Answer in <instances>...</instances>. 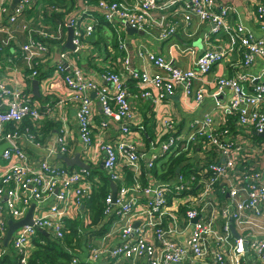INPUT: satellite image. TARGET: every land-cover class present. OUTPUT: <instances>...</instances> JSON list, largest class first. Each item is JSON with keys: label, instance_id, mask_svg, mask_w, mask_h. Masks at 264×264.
Listing matches in <instances>:
<instances>
[{"label": "built area", "instance_id": "obj_1", "mask_svg": "<svg viewBox=\"0 0 264 264\" xmlns=\"http://www.w3.org/2000/svg\"><path fill=\"white\" fill-rule=\"evenodd\" d=\"M35 0H19L7 17L5 25L0 27L4 36L0 38V51L8 46L15 39V33L19 24L21 30L28 35V40L20 46V52L11 58L13 72H19L16 62L21 60L29 71L26 78H36L39 71L35 66L44 60L49 53L47 40L59 41L62 39L63 30L73 28L72 43L74 49L60 53L61 62L54 71V76L63 74L65 92L60 95L55 105L70 106L75 110L79 135L83 145L89 146L93 143L92 128L94 114L91 108L95 94L101 106L104 120L98 123V128L103 130L107 122H116L120 126V136L114 142L100 140L97 144L103 152V168L113 182L121 184L117 189L115 202L111 201L110 194L105 198L106 212H111L115 207L116 221L118 228L113 231L124 239V242L113 247L109 254V264H118V260L127 259L134 261L138 257H145L148 264H179L181 263L187 249L190 250L195 260L207 264H226V254L233 257L235 264H264V240L259 239L254 229L264 231V222H256L259 216L261 204L264 202V141L256 144L251 150V156L256 159L255 166L245 164V154L242 148L224 138L218 140L215 136L206 135L202 140V151L208 153L213 148L216 155L211 158L209 164L200 168L195 175L184 177L178 173L177 182L188 184H176L175 196L172 203L178 209L184 208V218L191 223L188 235L184 244L172 241L166 237L162 226L163 215L168 213L166 182H161L154 194L152 187L141 185L139 160L141 154L137 144L131 137L141 135L139 129L132 128L134 112L131 102L128 100L126 80L131 79L138 83L142 89V96H149L145 91L149 86L156 88L158 98L172 95L178 86L183 87L186 95L193 92V82L206 75L211 69L224 58V51L206 50L196 60L193 68L182 69L168 64L163 56L148 52L149 60L163 73H148L143 70L132 68L126 58L123 68L119 71L103 75V85L92 77L88 76L84 69L77 63L76 54L81 49L80 31L78 30L79 19L77 17H66L59 22L54 31L31 28L22 17L24 11L34 3ZM88 3V0H79ZM254 7V19L258 23L261 36L252 35L247 28L241 24L230 26L231 6L225 5L219 0H166L158 3L157 0H98L97 7L102 11L107 21L121 20L134 28L145 29L157 17L160 9L172 7L171 17H181L183 22L188 23L192 16L211 24L213 32H229L232 29L233 40L239 43L244 49L243 65H249L255 57L264 58V3L260 0H248ZM9 0H0V17L7 11ZM87 11L83 10V13ZM86 13V12H85ZM1 21V18H0ZM94 25L86 26V33L90 34ZM173 32V25L166 24L162 32L165 37ZM35 35V38L32 37ZM51 77V79L53 78ZM50 80V79H49ZM12 86L0 81V101L6 107L0 109V144L9 143V147L2 152V160L5 162L2 169L0 166V201L6 196L4 207L7 213L19 220L25 215L31 200H45L57 189V203L50 206L47 214L32 218V224L23 225L13 234L10 245L17 254L18 264H30L31 254L28 246L32 244L33 237L38 230H45L54 238H63V227L69 218L68 211L79 206L83 199L88 197L94 183L89 179V170L80 168L77 170L54 167L40 162L37 166L30 165L26 152L17 143L20 136L19 125L28 118L37 123L43 116H56L51 103L42 106L34 101L26 93L25 85L16 80ZM247 82V77L238 73L232 77H221L216 81V90L219 92L224 88L232 90V99L228 105H221L220 110L224 114L235 115L240 126L254 132L264 131V114L260 107L264 105V79L252 83V92L244 93L242 85ZM195 100L201 101L204 97L203 89L195 91ZM157 98V99H158ZM156 99V100H157ZM53 105V106H55ZM213 120L206 117L202 123H197L186 141L179 140L177 136L168 132V137L160 144L159 152H153L147 163L152 168L160 158L168 154L177 157L183 151L189 152L191 144L197 143L196 135H203L204 128L208 127ZM8 124L15 126L14 130L7 128ZM138 127V125H137ZM26 137L39 145L36 135L25 131ZM56 149L59 153L65 154L69 151V130L61 128L56 137ZM121 162H126L130 170L138 177L132 185H125ZM169 163L163 171H167ZM198 175L199 183L197 188L195 176ZM220 183L218 191L221 195H227V204L221 207L218 218L224 222L217 224V218H199V206L206 205V200L214 192V186ZM169 184V183H168ZM191 186L194 189L191 191ZM201 186V187H200ZM216 190V189H215ZM128 191H142L150 197L145 200L133 196L125 200ZM201 207V208H202ZM0 206V210H2ZM175 208V209H176ZM172 218L179 219V214L172 211ZM250 213V215H249ZM135 217L144 220L145 227H134ZM196 219V220H195ZM235 221L241 226V234L236 238L231 232V222ZM254 227V229H253ZM6 227L0 228V239L5 235ZM0 250V256L3 255ZM98 247L91 248L89 259L94 261L100 254ZM249 259V261L247 260ZM91 261L81 262L79 258L72 257L70 264H91ZM228 264V262H227Z\"/></svg>", "mask_w": 264, "mask_h": 264}, {"label": "crops", "instance_id": "obj_2", "mask_svg": "<svg viewBox=\"0 0 264 264\" xmlns=\"http://www.w3.org/2000/svg\"><path fill=\"white\" fill-rule=\"evenodd\" d=\"M19 0H9L7 3V12L1 15L0 27L5 25L7 17L12 12L15 5ZM98 0H88V3H82L79 0H35L23 13L22 17L25 19L27 25L31 28L44 29L48 31H54L56 25L59 22H63L66 17H77L78 30L80 31L81 49L76 54L77 63L84 69L86 74L92 77L97 82L108 85L104 82L103 74L105 69L108 70H120L123 68L125 59L127 58L128 64L132 68L143 70L148 73H163L162 70L157 68L148 58V52H153L163 56L164 60L175 67L182 69L193 68L197 58L206 50L224 51V58L218 62L210 72L206 75L195 80L192 85L193 92L186 95L182 86L176 87L174 93L169 96H163L158 98V91L154 87H147L145 91L149 92V96H142V89L137 82L131 79L126 80V89L128 93V100L131 102L134 112V119L132 128L139 129L141 135L131 137L139 148L141 158L139 160L140 170H145L146 178L149 182L146 186L152 187V192L161 185V182H166L168 179L157 178L161 174H165L163 171L167 166L168 159H173L174 154H168L166 157L160 158L152 168H148L147 163L153 152H159L160 144L168 137V132L174 134L179 140L186 141L193 127L197 123H202L206 117H211L213 122L204 128L203 135L212 134L215 130H218L217 134L226 135V139L238 144L244 154V162L248 166H255L256 159L251 156V150L258 144L253 138V130L243 128L239 125L238 121L231 114H224L219 108L221 105H228L232 99V90L224 88L219 92L216 90V81L221 77H232L238 73H242L247 77V82L243 83V92L248 94L252 92V83L264 79V58L255 57V59L249 65H243L244 50L238 47L237 42L233 40L234 27L237 24H241L249 30L253 36L259 38L261 36V30L258 23L254 19V5L248 0H219L225 5L231 6L233 11L229 14V23L232 29L229 32H213L211 24L200 20L196 16H192L188 23L183 22L181 17L173 19L170 15L172 7L160 9L157 12V17H154L152 22L145 29L134 28L128 24L123 23L121 20L106 21L102 23L101 13L102 11L97 7ZM118 1V0H117ZM121 1V0H119ZM127 3L131 0H125ZM166 0H157L158 3H164ZM183 1V0H181ZM264 3V0H260ZM87 10L83 13V10ZM92 9V11H90ZM99 22V24H98ZM171 23L173 25V32L169 33L165 37L162 36L163 30L166 28V24ZM98 24L90 34L86 33L87 25ZM129 26V27H128ZM4 32L0 31V38L3 37ZM35 38V35H32ZM68 28L63 30L62 39L59 41L47 40L49 53L44 57V60L39 63L40 78H26L28 71L25 68V64L19 60L15 64L19 67V72L14 73L13 63L10 59L20 52V46L28 40V35L25 31L21 30L19 24L15 33L14 41H11L8 46H5L0 51V81L5 82L8 86L14 85L16 80L22 82L25 85L26 93L32 96V99L38 102L41 107L46 104L55 105L56 101L65 92L66 85L63 81V74L54 76V71L57 65L60 64V53L63 51H71L72 49L67 47ZM14 58V57H13ZM15 59V58H14ZM51 77H53L51 79ZM37 79L38 88L35 90L33 80ZM50 79V80H49ZM201 88L204 92V97L201 101L195 100V91ZM92 110L94 114L92 128L93 143L89 146L83 145L75 110L65 105L57 104L53 107L54 114L56 116H43L37 121V123L30 121L29 133L39 137L35 141L39 142V145L34 144L29 140L25 131L20 132V136L17 138V143L26 152L28 160L32 167L37 166L40 162L54 167H64V162L58 157L59 152L56 149V137L59 134L61 128H67L69 130V151L65 154L69 157L75 156L80 153V158L89 165V179L93 181L94 186L99 175L95 172L104 170L103 168V152L98 147L100 140L107 142H114L120 136V126L116 122H107L105 129L100 130L98 123L101 119L104 120V116L101 111L100 103L98 102L96 95L91 94ZM158 98V99H157ZM157 99V100H156ZM6 106L0 101V109H4ZM260 111L264 114V105L260 107ZM50 121V122H48ZM48 122V123H47ZM230 123V124H229ZM138 125V127H137ZM31 128V130H30ZM228 128V131L225 130ZM210 132V133H208ZM216 151V150H215ZM210 153H199L183 151L177 157H185L186 160L175 170V174L179 172V169L186 163L196 164L200 160H211L216 155ZM5 165L2 160V154L0 155L1 169ZM121 171L123 173L122 182L125 185H132L137 179H131L126 181L124 169L130 166L126 162H121ZM70 170L80 169L77 166L67 167ZM178 170V171H177ZM1 171V170H0ZM93 172V173H92ZM131 172V170H130ZM143 172V171H141ZM106 173V172H105ZM133 173V172H131ZM174 176L166 182L168 191L175 193V177ZM135 175V174H134ZM145 179V184L147 180ZM142 182V180H141ZM110 183V182H109ZM169 183V184H168ZM117 189L119 182H115ZM172 187H169L171 186ZM111 187L109 194H111ZM138 193L128 191L125 200H129L133 196H141V200H145L150 195L144 194L142 191ZM93 193L87 197L89 198ZM57 189L54 193L45 198V200H31L29 207L33 204V217H38L47 214V210L50 206L57 203ZM151 195V196H152ZM168 201L167 211L168 213L163 215L162 226L166 233V237L172 241L184 244V239L188 235L191 228V223L184 218L179 212L178 208L172 203L170 195L166 196ZM6 196H3L0 201V228L5 226L7 228V221L12 218L4 207ZM86 198V200H87ZM85 200V199H84ZM83 200V201H84ZM82 201V203H83ZM206 205L199 206V218L205 219V222H209L211 218H217V224H222L221 218H218L221 207L226 206L228 200L227 195H221L218 189L210 195L205 201ZM79 206L73 207L68 211L71 220L78 218L86 219L87 210H92L85 203ZM202 207V208H201ZM176 208V209H175ZM116 208L113 207L111 212L107 213L102 221L95 225L93 228L95 232L88 235L87 230L79 231V234L75 235L79 240L70 241L71 244L67 249L72 257L79 258L81 262L91 261L89 259L92 247H98L100 249L99 256L91 261V264H109L112 260L110 257V250L123 243L124 239L117 236L116 230L118 221H116ZM172 211H176L179 214V219H173ZM250 215V213H249ZM231 226L234 228L237 234H241V226L235 221H231ZM255 221L260 223L264 222V202L261 204V211ZM78 222V221H77ZM133 222L136 224L134 227L144 228V220L141 217H135ZM82 223L79 220L77 226ZM87 223V220L84 222ZM81 228H83L81 226ZM92 228V229H93ZM103 228V229H102ZM254 229V227H253ZM7 230V229H6ZM18 230V229H17ZM15 233V232H14ZM46 234L52 236L50 233ZM254 233L259 239L264 240V231L255 228ZM6 234V232H5ZM5 236V235H4ZM3 236V237H4ZM3 237L0 239V250H3L5 254L10 253V242L7 246L3 245ZM53 237V236H52ZM54 238V237H53ZM61 239V238H60ZM75 242V244H74ZM32 253L36 249V245L32 242L28 246ZM3 253V255H4ZM1 257V256H0ZM228 264H235L231 254H226ZM249 261V259L247 258ZM118 264H148L145 257H138L134 261L127 259H120ZM179 264H207L195 260L189 249L184 260Z\"/></svg>", "mask_w": 264, "mask_h": 264}, {"label": "trees", "instance_id": "obj_3", "mask_svg": "<svg viewBox=\"0 0 264 264\" xmlns=\"http://www.w3.org/2000/svg\"><path fill=\"white\" fill-rule=\"evenodd\" d=\"M90 11H92V9ZM103 17H104V15H103V13H101L102 23L106 22L103 20ZM98 24H99V22H98ZM98 24L95 25L94 28L96 26H98ZM237 45L240 49H243L241 46H239V44H237ZM35 68L39 69V65L37 64L35 66ZM103 71H105L104 74H108V73L116 72L118 70L105 69ZM28 72L29 71H26V73H28ZM40 75H43V74H38V76L36 78H40ZM31 98H32V96H31ZM234 117L236 118L235 115H234ZM236 120H237V118H236ZM100 121H103V119H101ZM48 122H50V121H48ZM29 126H31L30 119L25 118L21 122V124L19 125V132L29 130ZM7 128L9 130H14L15 126L13 124H8ZM30 130H31V128H30ZM218 130H215L213 132L214 136L218 140L224 141V138L226 135L225 134H223V135L217 134ZM225 130L228 131V128H225ZM219 131H221V130H219ZM253 133H254V131H253ZM38 137H39V134H37V138ZM196 138H197V143L193 144V145L191 144V147L189 150L190 153L196 152V151L197 152L202 151L201 144H199V143L202 140H205L206 136L196 135L195 140H196ZM253 138L258 143L264 141L263 137H260V136L256 135L255 133L253 135ZM214 152L215 151L213 148H211L208 151V153H210L212 155L215 154ZM185 160H186V158L185 157L183 158L182 156H179V157H176L173 159H168L167 163H169V165H168L166 173L161 174V175L156 176V177L157 178H164L166 176V178L169 181L174 176L175 170L177 169V167L181 164V162H183ZM213 160H215V159H213ZM213 160L203 159V160H200L199 162H197L196 164L186 163L179 169L178 173L182 174L184 177L187 178L192 174L195 175L196 172L200 168L206 166L207 164H209L210 161H213ZM63 168L64 169H70V168H67V166H64ZM124 171H125V175H126L125 176L126 181H130L132 178L133 179L138 178L136 175H134V173H131L132 171L130 172V170L128 168L124 169ZM141 171H143V172H141L140 180H142L141 185H142V187H144L147 184H149V182L146 178V174L144 172L145 170H141ZM105 172L103 170H99V169L95 172V174L99 175L98 178L100 179V181L96 180L95 184H98L99 182H100V184L97 187L94 186L93 193L89 198L86 197L87 200H86V198H84L85 200L83 199L84 200L83 203H85V201H87V203H89L87 205L92 209L89 211L87 210V217L85 220L81 219V218H78L76 220H71L70 218H67V220L65 221V225L63 227V238H61V239L60 238H53L52 236L46 234L45 230H38L36 232V235L32 239L36 245V249L29 256L30 264H70L71 263L72 256L67 250L69 248V245L71 244L70 241L71 240L72 241L79 240L78 237L75 236L77 233L79 234V231L87 230L88 235L95 232L93 227L95 225H98L107 214V212H106L107 204L105 202V198L108 196V193H109V189H110V183L109 182L111 179L108 176V174ZM144 177L147 180L146 184L144 183L145 182ZM195 178H196L197 183L194 184V186H193L194 189L197 188L198 183H199L198 175H196ZM174 180L176 181V178ZM116 182H119V181H116ZM119 184H121V183L119 182ZM176 184H188V183L177 182ZM169 187H172V185ZM219 187H220V183L216 184L214 186L213 190L218 189ZM191 188H192V186H191ZM193 188L191 189V191L194 190ZM168 195H170V198L174 201L173 198L175 196V193L167 192L166 196H168ZM138 198L141 199L142 197L139 196ZM178 212L182 216H185L184 215V208L178 209ZM79 220L82 223H80L79 227H78L77 224L79 223ZM86 220H87V223H84ZM81 226L83 228H81ZM74 244H75V242H74ZM10 247H11V245H10ZM10 250H11L10 253H7V254L4 253V255H2L0 257V264H18L17 263V258H18L17 254L15 253V251L12 248H10ZM226 264H227V262H226Z\"/></svg>", "mask_w": 264, "mask_h": 264}, {"label": "water", "instance_id": "obj_4", "mask_svg": "<svg viewBox=\"0 0 264 264\" xmlns=\"http://www.w3.org/2000/svg\"><path fill=\"white\" fill-rule=\"evenodd\" d=\"M129 27V26H128ZM72 39H73V28L69 27L68 28V39H67V47L70 49H74V45L72 43ZM33 85L35 90L38 88V81L37 79L33 80ZM256 135L263 137L264 138V131L263 132H254ZM7 147H9V143L5 142V143H1L0 144V155L2 154V152L4 151V149H6ZM65 164V166L67 167H74L77 166L79 168H85V169H89V165L85 164V162H83V160L80 158V153H77L75 156L73 157H69L68 155L65 154H59L58 156ZM178 171V170H177ZM110 187H111V201L114 203L115 199H116V195H117V186L115 184V182H113L112 180H110ZM33 204L29 207L28 211L26 212V214L19 220H13V219H9L7 221V230H6V234L3 237V245L7 246L8 243L10 242L14 232L22 227L23 225H27V224H32V218H33ZM196 220V219H195ZM134 226H136V224L134 223ZM231 232L233 234V236H235L236 238L239 236L233 227H231Z\"/></svg>", "mask_w": 264, "mask_h": 264}]
</instances>
